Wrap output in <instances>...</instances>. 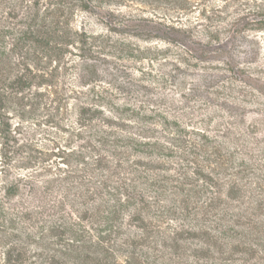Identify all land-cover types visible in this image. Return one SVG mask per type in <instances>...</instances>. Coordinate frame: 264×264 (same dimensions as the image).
I'll list each match as a JSON object with an SVG mask.
<instances>
[{"label": "trees", "instance_id": "16d2710c", "mask_svg": "<svg viewBox=\"0 0 264 264\" xmlns=\"http://www.w3.org/2000/svg\"><path fill=\"white\" fill-rule=\"evenodd\" d=\"M107 1L0 0V264H264V113L239 124L264 77L176 22L254 0H115L165 47L76 26Z\"/></svg>", "mask_w": 264, "mask_h": 264}, {"label": "rangeland", "instance_id": "374dc122", "mask_svg": "<svg viewBox=\"0 0 264 264\" xmlns=\"http://www.w3.org/2000/svg\"><path fill=\"white\" fill-rule=\"evenodd\" d=\"M96 5L98 6L77 13V16L73 19L76 26L86 28L91 32H101L106 31L108 24L122 21L137 25V27L138 25H145L142 27L144 28L142 31L136 28L138 36L134 38L135 41L142 45H148L146 41L160 47L168 45L162 40L168 36V29L160 25L158 21H155L152 9L140 2L121 3L120 1L112 0L103 2L101 6L99 4ZM217 5L220 6V3ZM257 5L264 6V0L249 1L248 5L243 6L246 12L252 13L249 18L250 21H233L230 16L223 15L225 18H219L218 21L192 19V21L176 22L195 27L196 35L193 36L194 39L206 40L209 37L221 39L226 44L225 47L230 50L231 57L234 58L238 67L264 77V12L258 13ZM229 11L232 14L234 9L232 8ZM3 14H5L4 11L0 9V17ZM7 19L9 21L17 20L13 15H9ZM161 22L169 23L170 21ZM197 72L202 73V71ZM210 72L214 75H208V78H216L217 75H221L220 70H211ZM188 79H191L190 81L195 79V82H198L200 86L204 84L200 75H194ZM252 83L256 84L255 82ZM214 85H217V83ZM260 88H262V91L259 92L248 84L239 87V93H242V101L240 103L245 111V121L244 123H239L242 128H245L253 119L260 118L259 114L264 113V87ZM201 94L205 95L204 92ZM262 131L264 132V129ZM260 137H262L261 134Z\"/></svg>", "mask_w": 264, "mask_h": 264}]
</instances>
